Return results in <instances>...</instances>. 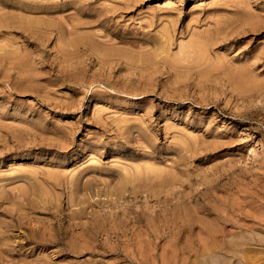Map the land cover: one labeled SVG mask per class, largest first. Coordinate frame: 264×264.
<instances>
[{"label":"rangeland","instance_id":"rangeland-1","mask_svg":"<svg viewBox=\"0 0 264 264\" xmlns=\"http://www.w3.org/2000/svg\"><path fill=\"white\" fill-rule=\"evenodd\" d=\"M0 20V264H208V203L231 237L264 221V0H0Z\"/></svg>","mask_w":264,"mask_h":264},{"label":"bare ground","instance_id":"bare-ground-1","mask_svg":"<svg viewBox=\"0 0 264 264\" xmlns=\"http://www.w3.org/2000/svg\"><path fill=\"white\" fill-rule=\"evenodd\" d=\"M33 7V6H32ZM24 11V10H23ZM22 11V12H23ZM34 11V10H33ZM32 12V11H31ZM28 13H30V12H28ZM50 14H52V13H50ZM24 15H26V14H24ZM28 15V14H27ZM30 15V14H29ZM49 15V14H48ZM28 18V17H27ZM4 20V19H3ZM29 20V19H28ZM34 20H35V18H34ZM1 21V20H0ZM7 21H8V19H7ZM24 21H25V19H24ZM27 22V21H26ZM8 24H9V21L7 22ZM12 23H13V21H12ZM33 23V22H32ZM10 24H11V22H10ZM14 24V23H13ZM26 24V23H25ZM38 24H40V22L38 23ZM3 25V24H2ZM12 25V24H11ZM22 25H24V24H22ZM40 25H42V24H40ZM45 25V24H44ZM6 26V25H5ZM8 26V25H7ZM33 27V26H32ZM41 27V26H40ZM1 28V27H0ZM22 28L24 29V26H22ZM26 28V27H25ZM29 28V27H28ZM34 28V27H33ZM42 28H43V26H42ZM41 28V30H43ZM16 30V29H15ZM18 30V29H17ZM25 30H28V29H25ZM31 30V29H30ZM33 30V29H32ZM39 30V29H38ZM37 31V30H36ZM36 31H33L34 33L36 32ZM46 31V30H45ZM22 32V31H21ZM20 32V33H21ZM30 32H32V31H30ZM43 32V31H42ZM19 33V32H18ZM19 33V34H20ZM36 33H41V32H39V31H37ZM45 33V32H44ZM44 33H43V36H44ZM47 33V32H46ZM24 34V33H23ZM40 35V34H39ZM42 35V34H41ZM43 36H41V37H43ZM45 36H47V35H45ZM24 37V36H23ZM33 37H35V36H33ZM50 37V36H49ZM31 38H32V36H31ZM48 38V37H47ZM25 39V38H24ZM30 39V38H29ZM25 40H27V39H25ZM43 40V39H42ZM48 40V39H47ZM39 41H40V39H39ZM198 42H199V40H197ZM196 40H195V42H197ZM37 42V41H36ZM42 42V41H41ZM46 42V41H45ZM195 42H194V40H193V42L192 43H194L195 44ZM197 42V43H198ZM208 42V41H207ZM34 43V42H33ZM197 43L195 44L196 45V47H199V49L201 48V46H198L197 45ZM36 44V43H35ZM40 44V43H39ZM194 44H192V46L194 45ZM199 45H202L201 44V41H200V43H198ZM207 44V43H206ZM205 44V45H206ZM38 45V44H37ZM204 46V45H203ZM57 47H58V45H57ZM195 47V46H194ZM196 47L193 49L194 51H196ZM193 48V47H192ZM203 48H205V47H203ZM59 49V48H58ZM62 49H64V48H62ZM62 49H60V50H62ZM199 49H197V51L199 50ZM65 50V49H64ZM202 51H203V49H201ZM200 50V51H201ZM194 51L192 52L193 53V56H195L196 55V58L197 59H199L200 57H197L198 56V54H200V52H196V53H198V54H195L194 53ZM62 52H63V50H62ZM184 52V51H183ZM187 53V52H186ZM185 53V54H186ZM191 53V54H192ZM179 54V53H178ZM177 54V55H178ZM26 55V57H27V54H25ZM188 55H190V54H188ZM201 55L203 56V54L201 53ZM200 55V56H201ZM2 56V55H1ZM29 56V55H28ZM184 56V55H183ZM201 56V57H202ZM16 56H14V58H15ZM22 57V56H21ZM20 57V58H21ZM81 57V56H80ZM175 57V56H174ZM178 57H179V55H178ZM186 57V56H185ZM13 58V59H14ZM19 58V59H20ZM24 58V57H23ZM176 58H177V56H176ZM179 58H181V57H179ZM184 57H182L181 59H183ZM196 58H194L193 60H196ZM175 59V58H174ZM173 59V60H174ZM189 59H191V58H189ZM201 59V58H200ZM206 59V58H205ZM20 60H22V59H20ZM24 60V59H23ZM179 60V59H178ZM187 60V59H186ZM185 60V61H186ZM25 61H27V60H25ZM24 61V62H25ZM7 62V61H6ZM172 62H175V61H172ZM176 62H177V59H176ZM175 62V63H176ZM193 62V61H192ZM169 63V62H168ZM22 64V63H21ZM173 64V63H172ZM177 64V63H176ZM179 64V63H178ZM242 72V71H241ZM237 73H239V72H237ZM244 74H246V76L247 77H245L246 79H244L243 77V73L242 74H240V75H242L243 77V81L245 80V81H247L248 82V80H247V78L249 77L248 75L249 74H247V73H244ZM239 75V74H238ZM236 76L239 80H241V82H242V79H241V76ZM29 76V75H28ZM24 77H27V76H24ZM227 77V76H226ZM36 78V77H35ZM237 78H236V80H237ZM29 79V78H28ZM34 79V78H33ZM238 80V81H239ZM240 82V81H239ZM246 82V83H247ZM236 83H238L237 81L235 82V84ZM244 83V82H243ZM242 84V83H241ZM241 84L239 85V86H241ZM245 84V83H244ZM250 85V84H249ZM248 85V86H249ZM236 86V85H235ZM236 88V87H235ZM237 90V89H236ZM187 145V144H186ZM152 171V170H151ZM147 172H149V171H147ZM157 171H155V173H156ZM221 173V172H220ZM129 174V173H128ZM149 174V173H148ZM235 174V173H234ZM222 175V174H221ZM227 175V174H226ZM233 175V174H232ZM236 175V174H235ZM235 175H234V178H235ZM237 175H239V174H237ZM231 176V175H230ZM240 176H242L241 174H240ZM130 176H128V178H129ZM217 177V176H216ZM216 177L214 178V179H216ZM220 177V176H219ZM227 177H228V175H227ZM239 177V176H238ZM218 178V177H217ZM225 178V177H224ZM233 178V177H232ZM242 178V177H241ZM240 178V179H241ZM245 178V177H244ZM263 178V177H262ZM131 179V178H130ZM239 179V180H240ZM257 179H259V177L257 178ZM211 179H209V181H210ZM260 180V179H259ZM264 180V179H263ZM221 181V180H220ZM225 181V180H224ZM236 181V180H235ZM245 181V180H244ZM226 182H228V181H226ZM254 182V181H253ZM225 183V182H224ZM262 183V182H261ZM220 184V183H219ZM223 184V183H222ZM232 184H234V183H232ZM237 184V183H236ZM239 184V183H238ZM237 184V185H238ZM248 184V183H247ZM264 184V183H263ZM211 185V184H210ZM213 185V184H212ZM224 185V184H223ZM226 185V184H225ZM228 185V184H227ZM250 185V184H249ZM255 185V204L258 206V207H263L264 206V198H263V195H264V189H263V187H262V185H260V184H254ZM232 186V188L234 187L233 185H231ZM236 186V185H235ZM240 186H242L241 184H240ZM245 186V185H244ZM215 187V186H214ZM213 187V188H214ZM228 187V186H227ZM226 187V188H227ZM254 187V186H253ZM221 188V187H220ZM223 188V187H222ZM221 188V189H222ZM225 188V187H224ZM236 188V187H235ZM239 188V187H238ZM247 188H248V186H247ZM208 189V188H207ZM211 189V188H210ZM230 189V188H229ZM209 190V189H208ZM206 191V192H209V191ZM245 190V189H244ZM23 191V190H22ZM220 192V190H217V192ZM235 191V193H236V189L234 190ZM249 191V190H248ZM253 191V190H252ZM215 192V191H214ZM225 191H223V192H221V193H224ZM226 192H228V191H226ZM241 192V191H240ZM240 192H239V190H238V193L240 194ZM246 192V191H245ZM237 193V194H238ZM243 193V192H242ZM216 194V193H215ZM219 194V193H218ZM217 194V196H219V198H220V195H218ZM225 194V193H224ZM230 194H231V192H230ZM233 194V193H232ZM245 194V193H244ZM251 194H252V192H251ZM253 194V195H254ZM209 195V194H208ZM225 195H227V194H225ZM234 196H235V194H233ZM243 195V194H242ZM246 195V194H245ZM244 195V196H245ZM216 196V197H217ZM229 196V195H228ZM232 196V195H231ZM237 196V195H236ZM247 196V195H246ZM224 197V196H223ZM249 197V196H248ZM213 198V197H212ZM218 198V199H219ZM237 198V197H236ZM242 198H243V196H242ZM246 198V197H245ZM217 199V198H216ZM224 199H226L225 197H224ZM231 199V198H230ZM235 199V198H234ZM238 199V198H237ZM247 199V198H246ZM245 199V200H246ZM249 199V198H248ZM221 200V199H220ZM223 200V199H222ZM240 200H241V198H240ZM211 201H214V200H211ZM218 201V200H217ZM231 201H233V200H231ZM238 201V200H237ZM254 201V200H253ZM223 202V201H222ZM225 202H227V201H225ZM228 202H229V200H228ZM241 202V201H240ZM243 202H244V200H243ZM249 203H250V201H248ZM216 203V202H215ZM224 203V202H223ZM244 203H246V202H244ZM208 204H211V205H209L208 206V208L205 210L207 213L206 214H208L209 215V218H208V220H207V217L205 216V218H206V220H207V222H206V233H204V234H206V247H207V253H206V258H207V260H208V264H264V259H263V255H262V253L264 252V221L263 220H261V221H259V222H255V224L254 223H246V221H243V222H245V223H237V228L239 229V231L233 236V237H231V235H229V234H227V233H225V229H223V227H222V222H219L220 224H218L217 223V221H215V223H217L218 224V226H214V220L218 217H216V215L213 217V215H214V213L218 210H216V208H215V212H214V207H213V205H212V203H208ZM217 204V203H216ZM215 204V205H216ZM219 204V203H218ZM222 204V203H221ZM232 204H236V203H234V202H232ZM232 204H230V205H232ZM238 204V203H237ZM241 204V203H240ZM247 204L248 203H246V205H245V207H248L247 206ZM229 205V204H228ZM253 205V204H252ZM255 205V206H256ZM220 206V205H219ZM233 206V205H232ZM239 206V205H238ZM217 207V206H216ZM221 207V206H220ZM226 207V206H225ZM235 207V206H234ZM233 207V208H234ZM244 207V206H243ZM219 208V207H218ZM222 208V207H221ZM240 208V207H239ZM250 208V207H249ZM253 208V207H252ZM256 208V207H255ZM227 209H228V207H227ZM226 209V210H227ZM238 209V208H237ZM242 209V208H241ZM247 209V208H246ZM251 209V208H250ZM249 209V210H250ZM259 209V208H258ZM261 209V208H260ZM223 210H225V209H223ZM233 210V209H232ZM243 210H244V208H243ZM257 210V209H256ZM256 210H254V211H256ZM219 211H221L220 209H219ZM247 211V210H246ZM254 211H252V212H254ZM264 211V210H263ZM224 212V211H223ZM227 212H229V211H227ZM235 212V211H234ZM240 212V211H239ZM245 212V211H244ZM243 212V213H244ZM246 213V212H245ZM250 213V212H249ZM256 213H258V211L256 212ZM260 213V212H259ZM205 214V215H206ZM217 214V213H216ZM220 214H221V212H220ZM228 214V213H227ZM248 214V213H247ZM250 214H252V213H250ZM263 214V213H262ZM207 215V216H208ZM223 215V214H222ZM244 215V214H243ZM232 216V215H231ZM246 216V215H245ZM256 216V215H255ZM257 216H258V214H257ZM216 217V218H215ZM228 217V216H227ZM248 217H250L249 215H248ZM215 218V219H214ZM223 218V217H222ZM222 218H219V219H221V221L222 220H224V219H222ZM239 218H241V217H239ZM244 218V217H243ZM229 219V218H228ZM231 219V218H230ZM256 219V218H255ZM241 220V219H240ZM245 220V219H244ZM251 220V219H250ZM249 220V221H250ZM258 220V219H257ZM204 221V220H203ZM234 221V220H233ZM230 222V221H229ZM232 222V221H231ZM251 222H253L252 220H251ZM205 223V222H204ZM189 224V223H188ZM224 226V225H223ZM230 226H232L233 227V225H230ZM255 226H258V227H255ZM225 227V226H224ZM190 228V227H189ZM227 228H229V226L227 227ZM191 229V228H190ZM233 229V228H232ZM252 230H254V231H258V233L257 234H255V233H253L252 232ZM233 231V230H232ZM2 232V231H1ZM9 246V245H8ZM256 246H259V247H256ZM205 248V247H204ZM13 249V248H12ZM3 251H5V250H3ZM0 252H2V251H0ZM6 252V251H5ZM1 255V254H0ZM205 256V255H204ZM2 257V256H1ZM1 259V258H0ZM209 260H211V262L209 261Z\"/></svg>","mask_w":264,"mask_h":264}]
</instances>
